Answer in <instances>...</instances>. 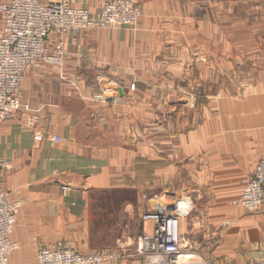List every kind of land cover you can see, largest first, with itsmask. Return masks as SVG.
<instances>
[{"label": "crops", "instance_id": "1", "mask_svg": "<svg viewBox=\"0 0 264 264\" xmlns=\"http://www.w3.org/2000/svg\"><path fill=\"white\" fill-rule=\"evenodd\" d=\"M105 1L73 0L91 16ZM131 1L141 11L134 29H86L77 46L51 35V45L64 44L62 65L27 73L16 113L0 121V185L23 201L12 264L57 244L84 255L121 251L113 264H139L135 249L153 228L142 215L154 203L180 202L183 248L210 246L218 230L195 238L192 193L238 185L240 197L264 157V23L239 22L242 2L254 14V0ZM199 49L205 62H194ZM104 87L116 104L100 98ZM32 115L40 142L27 127ZM233 227L217 250L237 243L250 257L235 264H264V215Z\"/></svg>", "mask_w": 264, "mask_h": 264}, {"label": "built area", "instance_id": "2", "mask_svg": "<svg viewBox=\"0 0 264 264\" xmlns=\"http://www.w3.org/2000/svg\"><path fill=\"white\" fill-rule=\"evenodd\" d=\"M141 11L131 0H106L96 16L88 9L74 5L73 0H8L0 3V121L13 117L21 97V85L27 73L37 74L44 64L62 65L66 55L61 40L50 44V36L70 35L77 46L81 31L86 29L134 28ZM111 88L104 87L100 98H111L118 102V96L110 95ZM103 120V119H102ZM39 121L32 115L27 127L33 131L36 142L43 140V134L36 129ZM58 142L59 138H53ZM6 166L0 163V167ZM62 195L68 188L62 186ZM23 201L10 199L0 185V264H12L10 256L19 249L11 239L14 225ZM239 206L249 213L264 215V157L256 163L253 173L244 181V187L237 200ZM180 202L169 209L154 203L142 215L143 222L153 224L151 232L140 237L135 249L139 264H216L208 261L192 248H183L179 233V219L185 213ZM126 255L124 252L81 254L70 244L42 245L32 262L17 264H113Z\"/></svg>", "mask_w": 264, "mask_h": 264}, {"label": "rangeland", "instance_id": "3", "mask_svg": "<svg viewBox=\"0 0 264 264\" xmlns=\"http://www.w3.org/2000/svg\"><path fill=\"white\" fill-rule=\"evenodd\" d=\"M246 6H248V3L242 2V8H241V10H243L241 13L242 18L239 20V22L243 23L244 21L245 23L246 22L250 23L251 21H254V23H264V13L261 12L257 13L258 8L260 9V7H264V0H254V14L248 8L245 9ZM232 16L235 17L233 18L234 21L238 22V16L235 14H232ZM129 29H134V28H129ZM254 32L257 33V31ZM258 39H261L260 40L261 42L263 41L262 39H264V37L260 35L258 36ZM205 58H206L205 54L203 53L202 50L199 49L193 52L194 62H203V60L205 62L206 60ZM192 96L195 97L194 95ZM238 188H239L238 185H236L235 190L233 191L230 190L227 193L225 192V194H222L220 191L216 189L213 190L208 189L205 191L203 190V191H198L196 193H192L193 197L197 200L195 202L196 205L194 207L192 214L195 215V218L197 217L201 221L200 227H197L198 232L194 234L195 238L198 240V242H202L203 234L206 230H209L212 227H214L215 230L216 229L218 230L216 232L217 235H215L213 238H210L208 243L205 242V244H208L210 246L207 245L204 246V244L203 245L201 244V247L197 251L199 254H201V256H203L210 262H214L216 264H235L236 263L235 258L239 254H241L244 259H249L250 257L249 253L247 254H245V252L240 253L242 250L245 249L244 246L242 245L237 246V243H235V245L233 243H229V246H227L225 251H222V249L217 250V247L219 246L218 235L220 234L221 231L236 229V227H233V225L237 224V222L239 223L241 218H244L246 216H254V213L246 212L237 203L240 192ZM233 192L236 193L234 196L232 195L231 197V195H228L229 193H233ZM176 203L177 202H175V204ZM233 220H236V222Z\"/></svg>", "mask_w": 264, "mask_h": 264}]
</instances>
